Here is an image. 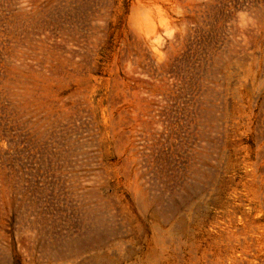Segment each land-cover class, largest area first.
I'll use <instances>...</instances> for the list:
<instances>
[{"label": "rangeland", "instance_id": "1", "mask_svg": "<svg viewBox=\"0 0 264 264\" xmlns=\"http://www.w3.org/2000/svg\"><path fill=\"white\" fill-rule=\"evenodd\" d=\"M198 4L7 0L3 6L0 127L13 150L22 155V112L32 134L59 138L70 122L82 125L88 111L108 121L97 152L114 176L82 204L86 215L73 230L30 247L33 264H264V174L256 176L254 166L256 148L264 150L262 59L242 53L239 59L251 58L248 67L210 62L203 68L204 112L187 140L181 184L164 201L136 186L128 167L130 134L109 125L123 119L116 109L134 99L141 104L150 78L174 52L169 39L184 17H196ZM255 26L251 36L259 33L264 42V20ZM13 211L0 186L1 226ZM16 235L20 247L12 224L0 233V264L26 263L22 219Z\"/></svg>", "mask_w": 264, "mask_h": 264}, {"label": "built area", "instance_id": "2", "mask_svg": "<svg viewBox=\"0 0 264 264\" xmlns=\"http://www.w3.org/2000/svg\"><path fill=\"white\" fill-rule=\"evenodd\" d=\"M198 1L196 17H184L181 30L169 39L174 52L165 57L161 72L150 78L152 85L141 104L134 99L124 110L116 109L123 119L109 121L114 131L130 134L128 167L136 186L162 201L171 188L181 184L187 140L204 112L203 68L210 62L248 67L251 58L239 56L253 52L262 59L258 66L264 69L263 36H251L257 30L255 23L264 20V0ZM6 3L0 0V32L6 26ZM4 68L0 62V89ZM22 118V155L13 150L0 127V154L12 155L9 161L0 160V178L7 180L0 186L14 204L12 220L7 227L0 225V233L12 224L20 247L16 233L22 219V255L25 264H33L26 254L30 247L36 249L41 238L51 241L73 230L86 215L82 204L114 173H106L110 166L97 152L101 133L108 128L103 116L98 120L88 111L82 125L70 122L60 138L48 132L45 136L32 134L26 112ZM254 156L256 176H261L264 150L256 148Z\"/></svg>", "mask_w": 264, "mask_h": 264}]
</instances>
